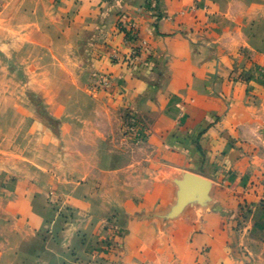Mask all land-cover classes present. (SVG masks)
<instances>
[{
  "label": "crops",
  "instance_id": "crops-1",
  "mask_svg": "<svg viewBox=\"0 0 264 264\" xmlns=\"http://www.w3.org/2000/svg\"><path fill=\"white\" fill-rule=\"evenodd\" d=\"M123 23L146 43L132 66L109 58L129 50ZM2 43L118 87L90 92L107 105L86 182L0 167V264H264V0H0ZM192 176L206 191L185 197Z\"/></svg>",
  "mask_w": 264,
  "mask_h": 264
},
{
  "label": "rangeland",
  "instance_id": "rangeland-1",
  "mask_svg": "<svg viewBox=\"0 0 264 264\" xmlns=\"http://www.w3.org/2000/svg\"><path fill=\"white\" fill-rule=\"evenodd\" d=\"M33 52L39 55L34 64L17 65L8 43L0 45V167L18 174L32 171L71 178L80 167L79 180L86 182L101 154L92 144L95 131L89 123L107 103L90 93L89 82L78 80L73 62L60 66L52 54L42 59L40 51ZM100 117L102 132L109 135L113 120ZM50 196L56 204L61 202ZM240 214L248 216L242 208Z\"/></svg>",
  "mask_w": 264,
  "mask_h": 264
},
{
  "label": "built area",
  "instance_id": "built-area-1",
  "mask_svg": "<svg viewBox=\"0 0 264 264\" xmlns=\"http://www.w3.org/2000/svg\"><path fill=\"white\" fill-rule=\"evenodd\" d=\"M119 28L125 33V42L129 50L126 53H122L116 49L112 50L109 58L113 63L132 66L135 61L146 52V43L140 39L134 23H123ZM117 87L110 73L101 72L94 76L92 85V90L94 91H111L114 89L116 90ZM140 126L142 127L135 113L129 111L124 115L123 131L125 135L139 140L144 139L146 137V132L144 130L142 131ZM112 227L113 226H111V229H114V227ZM116 237V233H113L103 239V241H101L102 248L106 251L114 250L116 246L114 239Z\"/></svg>",
  "mask_w": 264,
  "mask_h": 264
},
{
  "label": "water",
  "instance_id": "water-1",
  "mask_svg": "<svg viewBox=\"0 0 264 264\" xmlns=\"http://www.w3.org/2000/svg\"><path fill=\"white\" fill-rule=\"evenodd\" d=\"M207 182L205 179L199 176H192L190 179L185 181L182 185V195L188 196L194 191L204 193L206 191Z\"/></svg>",
  "mask_w": 264,
  "mask_h": 264
}]
</instances>
